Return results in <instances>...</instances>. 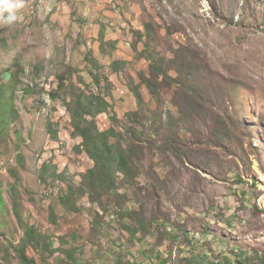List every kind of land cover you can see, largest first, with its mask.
Masks as SVG:
<instances>
[{
	"label": "rangeland",
	"instance_id": "1",
	"mask_svg": "<svg viewBox=\"0 0 264 264\" xmlns=\"http://www.w3.org/2000/svg\"><path fill=\"white\" fill-rule=\"evenodd\" d=\"M16 14H0V262L24 264L35 226V264H262L264 0H23ZM85 95L105 99L88 118L140 170L117 174L121 205L77 193L68 211L94 165L69 118Z\"/></svg>",
	"mask_w": 264,
	"mask_h": 264
},
{
	"label": "trees",
	"instance_id": "2",
	"mask_svg": "<svg viewBox=\"0 0 264 264\" xmlns=\"http://www.w3.org/2000/svg\"><path fill=\"white\" fill-rule=\"evenodd\" d=\"M161 71V66L156 67V72ZM37 85V84H36ZM36 85L30 87L32 91H35ZM130 89L137 98L139 103L143 102V96L141 93V88L137 84L133 83L130 85ZM29 90V89H28ZM55 94V92H54ZM56 96V95H54ZM88 101L79 96L76 100H73V105L69 108L71 114V121L74 128V134L82 138V142L78 145V148L86 152L89 157L93 160L94 165L87 171V174L83 177L80 187L73 188L70 186L69 192L61 198V203L65 206L68 211H77L78 206L75 201L68 203V199L79 193V195L88 194L92 203L100 201L101 197L105 192L113 193L116 205H121L125 196H122L117 189V174L123 173L128 180H131V184L134 182L136 175L139 173V167L136 163L137 151L133 144L128 146H123L122 142L118 141L111 142V138L116 137V130L114 127H110L106 130H100L93 118H88L92 116L93 112H99L101 109H107V102L103 97L100 96H87ZM135 114V113H133ZM117 119H113L115 122ZM56 133V132H55ZM46 169L47 166H44ZM43 169V170H44ZM45 172V171H44ZM78 195V194H77ZM76 200V199H75ZM101 203V202H99ZM121 216L125 219L130 220L136 217L134 211H125L124 208H120ZM127 221V225L124 227L131 231L133 235L134 227L131 222ZM125 223V224H126ZM130 223V224H129ZM27 243H34L35 233L37 230L35 226H27ZM63 243V241H61ZM23 245L18 252L20 254L21 260L24 264H35V260L27 256L26 246ZM48 247V246H47ZM52 244L49 245L51 249ZM61 251L62 248H55L54 251ZM69 257H73L74 251H66ZM262 264H264V256H261ZM191 261V260H189ZM248 260H239L237 264H248ZM195 261L193 260V263ZM228 264H232L230 260H227ZM0 264H3L0 262ZM70 264H75L72 262ZM165 264V263H164ZM197 264V263H196Z\"/></svg>",
	"mask_w": 264,
	"mask_h": 264
},
{
	"label": "clouds",
	"instance_id": "3",
	"mask_svg": "<svg viewBox=\"0 0 264 264\" xmlns=\"http://www.w3.org/2000/svg\"><path fill=\"white\" fill-rule=\"evenodd\" d=\"M22 7H23V0H0V14H2L4 12L7 13V15L3 17V22L5 24H7V25L15 22L18 19V16L16 14V10H18V9H20ZM17 64H18V62H17ZM32 66H33L32 67L33 70H37L38 69V64L33 63ZM33 86H34L33 84H30V86H28V88H25L24 92L26 90L27 91H32L30 89V87H33ZM48 98H50V97H48ZM50 101H54V99L50 98L49 102ZM69 118H70V121H71V117L70 116H69Z\"/></svg>",
	"mask_w": 264,
	"mask_h": 264
}]
</instances>
